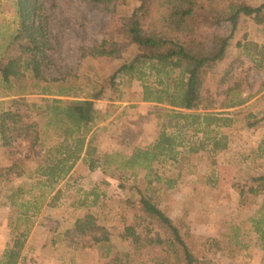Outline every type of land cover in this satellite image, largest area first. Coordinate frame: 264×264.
I'll list each match as a JSON object with an SVG mask.
<instances>
[{
  "label": "trees",
  "instance_id": "16d2710c",
  "mask_svg": "<svg viewBox=\"0 0 264 264\" xmlns=\"http://www.w3.org/2000/svg\"><path fill=\"white\" fill-rule=\"evenodd\" d=\"M13 1L18 26L8 49L14 52L0 58V83L6 90L3 96L9 98L8 104L0 108V146L10 160L7 171L17 175L24 172L31 156L20 155L18 144L27 142L29 149L42 146L43 127H55L58 138L45 150L35 170L47 190L37 196L36 202L21 204L25 213L31 209L39 212L44 195L53 191L55 183L71 172L85 152L91 169L99 166L107 170L114 165L120 187L128 191L121 200V211L126 216L124 245L108 264H216L218 251L229 256L240 253L246 244L239 229L234 228L231 237L213 242L170 217L162 202L163 195L178 185L185 172H194L192 154L209 153L214 159L228 148L230 135L218 129L236 124L240 113L237 108L246 104L252 94L244 95L248 81L231 68L217 82L213 75L227 56L240 16H253L256 23L264 24V3L255 6L248 0H139L130 14L109 22L99 43L82 46L81 57H118L135 46L137 53L115 71L111 80L114 82L120 75L141 80L142 101L168 105L175 111L168 113L170 108L161 107L167 110L166 115L179 119L172 125L160 119L156 139L149 146H136L130 153L99 154L86 138L91 127L106 118L96 105V100L106 96L104 87L80 98L76 81L69 74L49 77L47 70L57 66L53 51L58 50L59 41L51 32L52 17L46 1ZM225 24L233 26L229 35L203 30ZM243 45L244 55L264 73V43L246 41ZM148 69L157 83L147 82ZM28 96H38L39 100L32 102ZM35 113L45 120L36 119ZM263 119L252 113L245 116L247 125L253 128ZM238 189L241 195L264 193V173L253 175ZM57 197L53 195L48 205H55ZM98 197L96 194L94 204ZM86 204L83 201L82 205ZM94 218L88 212L77 219L76 231L96 233L100 227ZM250 221L264 246V200ZM28 233V228L17 233L0 264H19ZM30 264L42 263L32 260Z\"/></svg>",
  "mask_w": 264,
  "mask_h": 264
},
{
  "label": "rangeland",
  "instance_id": "374dc122",
  "mask_svg": "<svg viewBox=\"0 0 264 264\" xmlns=\"http://www.w3.org/2000/svg\"><path fill=\"white\" fill-rule=\"evenodd\" d=\"M45 1L52 17L51 32L59 41L58 50L53 51L57 66L48 69L47 75L69 74L76 81L80 98L104 87L106 96L96 100V105L101 116L106 118L99 119L86 138L92 141L99 154L130 153L136 146H149L156 139L160 119L171 125L179 122L161 108L171 109L168 105L142 101L141 80L125 75L118 76L114 82L111 80L115 71L137 53L135 46L127 48L118 57H81L82 46L99 43L106 35L109 22L130 14L139 0H109L106 3ZM248 2L258 6L264 0ZM17 26L14 1L0 0V58L14 52L8 49V43ZM232 27L225 24L217 29L203 30L229 35ZM246 41L264 43V24L256 23L253 16L241 15L227 56L213 75V81L217 82L231 68L235 74L245 75L248 81L244 95L252 94L246 104L237 108L240 113L235 115L236 124L218 129L230 135L228 148L214 159L209 153L192 154L190 161L195 166L194 172H185L178 185L163 195L162 202L170 217L213 242L227 239L234 228L239 229L246 247L232 256L218 251L214 257L216 264H264L263 242L250 221L261 206L264 193L241 195L238 189L253 175L264 173V119L254 128L245 120L249 113L264 117V73L244 55ZM147 71V82L157 83L153 72ZM5 92L0 83V108L8 104L9 98L3 96ZM28 97L32 102L39 100L38 96ZM172 111L175 110L172 108L168 113ZM35 114L36 119L45 120ZM188 132L192 133L190 129ZM41 138L42 146L35 149H29L27 142L18 144L20 155L28 153L31 156L21 175L7 171L10 160L0 146V260L17 233L28 228L19 264H30L32 260L42 264H108L114 252L124 245L122 237L126 223L121 200L127 197L128 191L120 187L115 166L107 170L99 166L91 169L88 156L83 152L71 172L55 183L51 193L44 195L39 212L31 209L25 213L21 204L29 200L36 202L37 196L47 190L43 178L35 170L45 150L57 142L55 127H43ZM140 173L144 175L145 171ZM94 192L99 195L95 204ZM56 194L55 205H48ZM83 201L87 204L82 205ZM88 212L95 215L94 223L100 228L94 234L78 233L75 222ZM95 236L107 237V240L96 241Z\"/></svg>",
  "mask_w": 264,
  "mask_h": 264
}]
</instances>
